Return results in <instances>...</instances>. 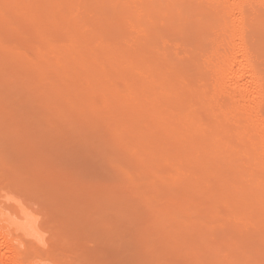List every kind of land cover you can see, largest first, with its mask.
I'll return each mask as SVG.
<instances>
[{"label":"bare ground","instance_id":"1","mask_svg":"<svg viewBox=\"0 0 264 264\" xmlns=\"http://www.w3.org/2000/svg\"><path fill=\"white\" fill-rule=\"evenodd\" d=\"M9 69L47 119L105 126L141 170L114 171L156 213L185 216L172 229L209 231L212 247L177 252L264 264V0H0ZM1 200L0 264H71L24 204L3 213Z\"/></svg>","mask_w":264,"mask_h":264},{"label":"rangeland","instance_id":"2","mask_svg":"<svg viewBox=\"0 0 264 264\" xmlns=\"http://www.w3.org/2000/svg\"><path fill=\"white\" fill-rule=\"evenodd\" d=\"M15 70L18 71L17 68ZM1 71L0 106L3 110L0 109V200L3 213L18 211L17 204H24L38 220L40 234L47 239L46 242L61 243L62 250L65 248L68 253L63 252L67 256L66 261H72L73 264H197L202 258H210L212 264H224V261L236 259L237 255L211 254L200 259L201 255L197 258L192 255L190 251H194V246L198 248L202 242L204 251L212 247L209 238H206L209 231L200 226L202 228L199 230L183 232L185 234L176 232L179 229H172L177 226L176 219H184L185 216L163 217L148 205L142 193L139 192L140 198L134 188L132 191L125 175L121 176L119 167H115L119 170L114 171V166L123 162L125 165L129 163L127 168L133 165L130 155L120 150V145H116L117 140L114 141L116 138L104 129V125L101 129L97 125L83 124L85 121L76 116L74 119L70 112L63 113H67V117L52 115L53 119H47L49 115L46 113L51 114L53 111L49 109L51 112L48 110L45 113L41 105L43 99H37L43 96L38 97L40 91H37V95L36 86L25 79L24 82L18 74L14 75V70ZM124 164L121 166L124 167ZM130 168L135 169L137 166ZM138 168L132 171L138 173ZM164 192L168 191L162 188L161 194ZM182 226L185 227L181 223ZM160 227L166 230L165 236ZM202 233L207 234L203 236ZM173 235L177 236L173 240L174 244L177 243L174 245L172 242V246L170 239ZM201 235L206 239H202ZM191 236L194 237L192 243ZM197 238L200 242L195 244ZM219 238L223 243L219 239L220 244H215L216 247L209 250L222 254L225 247L220 249V245L225 241L223 237ZM188 243L192 245L190 249ZM179 244L182 248L188 245L185 253L190 250L189 254L183 256L177 252L180 250L177 248ZM212 251L210 253H215ZM254 256L259 258L258 255ZM194 259L199 260L194 262ZM203 260L201 264H207Z\"/></svg>","mask_w":264,"mask_h":264}]
</instances>
